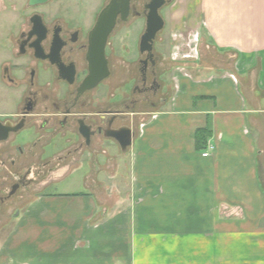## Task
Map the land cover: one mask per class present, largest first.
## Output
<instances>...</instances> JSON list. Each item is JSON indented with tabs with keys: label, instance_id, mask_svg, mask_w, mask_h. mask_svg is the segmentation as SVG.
<instances>
[{
	"label": "crops",
	"instance_id": "1",
	"mask_svg": "<svg viewBox=\"0 0 264 264\" xmlns=\"http://www.w3.org/2000/svg\"><path fill=\"white\" fill-rule=\"evenodd\" d=\"M169 7L165 100L82 191L2 209L0 264H264V0Z\"/></svg>",
	"mask_w": 264,
	"mask_h": 264
},
{
	"label": "flooded vegetation",
	"instance_id": "2",
	"mask_svg": "<svg viewBox=\"0 0 264 264\" xmlns=\"http://www.w3.org/2000/svg\"><path fill=\"white\" fill-rule=\"evenodd\" d=\"M51 1L60 0L28 4L33 11L0 65V84L16 99L12 112L0 114V211L62 172L96 177L105 147L120 152L114 137L126 128L134 133L166 96L164 54L156 46L162 30L151 49L142 43L154 0H130L125 18L116 17L101 79V46L90 33L110 0L91 22L81 0L42 9ZM170 4L165 0L158 14Z\"/></svg>",
	"mask_w": 264,
	"mask_h": 264
},
{
	"label": "rangeland",
	"instance_id": "3",
	"mask_svg": "<svg viewBox=\"0 0 264 264\" xmlns=\"http://www.w3.org/2000/svg\"><path fill=\"white\" fill-rule=\"evenodd\" d=\"M29 0H0V65L5 62V57L7 56V52L13 48V40L16 36V33L18 32L19 28H22L24 24L27 22V19L31 12L33 11L29 5ZM73 1V2H71ZM108 0H81V2L84 4V8L86 9V17L91 22L93 20V17L95 13L100 10V8L104 5V3H107ZM75 0H60V1H51L48 6L43 7L42 9H55L60 4L65 3H72L75 4ZM168 9L170 10V7L167 6L163 8L160 11V16L163 18L164 22L168 20V15L170 12H168ZM124 31L122 30L119 35H122ZM163 33L167 35V27L163 28ZM162 33V34H163ZM161 34L158 36V42L160 39ZM164 38H161L159 44H156V46L160 47L162 46L164 51V59L167 56V52L170 50L167 48L169 43L166 42ZM157 42V43H158ZM169 53V52H168ZM163 61V60H162ZM123 73L118 71V77H122ZM11 95V96H10ZM13 94H10V90L6 88V86L0 84V114H4L6 112H12L14 109V105L16 103V99L13 98ZM140 123V122H138ZM77 172V171H76ZM65 173V172H64ZM88 173V174H87ZM63 172L61 174H57L56 176L50 178L45 182L46 184L52 183L54 184L56 181H59L60 183L55 184L51 186L47 191V195H53L58 192L62 191H76V190H83V186L81 183V180H85L87 178H95L91 175L90 172L79 171L78 173L74 175H68L66 173L64 177L62 176ZM87 174L88 176H85ZM62 176V177H61ZM44 183L38 186L33 187L34 190L39 191L42 189ZM34 194V193H33ZM31 196V195H30ZM33 196V195H32ZM29 197L24 196L23 199H20L19 204L23 203L22 201L27 200ZM18 204V205H19ZM24 204V203H23Z\"/></svg>",
	"mask_w": 264,
	"mask_h": 264
},
{
	"label": "water",
	"instance_id": "4",
	"mask_svg": "<svg viewBox=\"0 0 264 264\" xmlns=\"http://www.w3.org/2000/svg\"><path fill=\"white\" fill-rule=\"evenodd\" d=\"M49 0H29L28 4L30 6L44 4ZM130 0H110L107 6L100 12L97 22L90 33V38L95 45L99 43L101 46L99 51V58L102 62V70L99 74V78L101 79L105 77L106 69H105V61H103V46L106 41L107 36L113 29L116 21V17L118 15L122 16V19L125 18V15L128 10ZM165 5V0H154L153 4L150 6L151 13L147 20V30L142 39V43H148L149 49L152 48V44L155 40L156 35L164 28V20L158 14V10ZM133 133L130 129L126 128L121 137H114V140L118 144L121 152H126L129 146L131 145ZM5 137V136H4Z\"/></svg>",
	"mask_w": 264,
	"mask_h": 264
},
{
	"label": "trees",
	"instance_id": "5",
	"mask_svg": "<svg viewBox=\"0 0 264 264\" xmlns=\"http://www.w3.org/2000/svg\"><path fill=\"white\" fill-rule=\"evenodd\" d=\"M209 136L207 128L199 129L195 132V144L198 149H201Z\"/></svg>",
	"mask_w": 264,
	"mask_h": 264
},
{
	"label": "built area",
	"instance_id": "6",
	"mask_svg": "<svg viewBox=\"0 0 264 264\" xmlns=\"http://www.w3.org/2000/svg\"><path fill=\"white\" fill-rule=\"evenodd\" d=\"M202 156H203V157H207L208 154L205 152V153L202 154Z\"/></svg>",
	"mask_w": 264,
	"mask_h": 264
}]
</instances>
